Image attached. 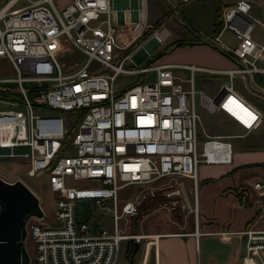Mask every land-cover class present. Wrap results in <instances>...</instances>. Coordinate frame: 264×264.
I'll return each instance as SVG.
<instances>
[{
  "label": "built area",
  "instance_id": "2783aa9c",
  "mask_svg": "<svg viewBox=\"0 0 264 264\" xmlns=\"http://www.w3.org/2000/svg\"><path fill=\"white\" fill-rule=\"evenodd\" d=\"M114 1L69 0L57 8L53 0H0V55L9 59L15 72L14 76L0 77V156L23 158L24 173L44 175L53 191L52 219L45 218L39 202L41 213L25 218L24 233L33 247L32 264H116L120 238L139 242L150 234L125 229L141 201L156 200V190H165L166 199L156 200L160 207L171 209L176 201L184 199L180 181L154 185V180L185 176L190 179L194 197L197 161L224 162L231 158L226 133L206 134L197 150L199 114L192 82L196 70L226 75L213 93L198 90L204 110L223 111L244 132L263 119L261 111L233 84L238 77L255 91L258 86L253 74L264 75V21L263 39L250 35L257 20L251 6L262 7L264 12V0H227L221 3L214 20L216 32H196L197 37L234 59L233 66L221 68L165 61L140 64L146 56L136 60L139 51L129 45L148 26L143 25L146 0H135V18L130 19L127 11V43L117 39L125 12ZM165 1L168 12L177 13L180 4L189 0ZM117 10H122V20H118ZM222 29L229 31L234 44L219 37ZM168 31L164 25L159 26L141 42L148 38L162 45ZM64 43L78 48L86 57L71 71L62 70V63L55 57ZM119 51L123 53L116 55ZM92 58L99 66L88 70ZM125 58L136 65L122 66ZM174 65L186 68L187 75L176 73L171 68ZM148 70L152 78L143 80ZM119 71L140 73L141 79L116 89L112 83ZM4 80H13L15 85L1 83ZM79 179L88 181L87 185H75ZM129 184L137 191L121 198V189ZM172 189L178 190L181 199L177 194L169 196ZM236 196L240 204L257 211L258 217L264 215L261 176L254 175L239 185ZM80 198H88L94 206L110 212V230L75 217L74 201ZM194 200L189 210L197 234ZM121 217L123 226L118 225ZM242 233L238 264H264V227L249 224Z\"/></svg>",
  "mask_w": 264,
  "mask_h": 264
},
{
  "label": "rangeland",
  "instance_id": "374dc122",
  "mask_svg": "<svg viewBox=\"0 0 264 264\" xmlns=\"http://www.w3.org/2000/svg\"><path fill=\"white\" fill-rule=\"evenodd\" d=\"M56 7L59 8L69 0H53ZM224 3L227 0H189L180 4L177 13H170L167 10L165 0H146V19L144 22V26L147 28L143 31V33L137 37L133 42L129 45V48L136 47V50L139 51L137 56L145 57L141 59L140 64H147L148 62H160L162 60L169 61H181V62H193L196 64H200L202 66H211V67H229L235 64L234 59L229 56L226 52H223L221 49L219 50L213 43L203 41L201 38L196 36V32L199 33H215V23L213 16L217 12L215 9V4ZM162 5V6H161ZM251 13L257 18L254 21L253 26L250 30V35L256 40L263 39V26L262 23L264 21V12L262 7L251 6ZM136 15V12H135ZM162 24V25H161ZM163 25L170 30L171 34L165 36V40L162 45H157L156 42L150 39H145L142 41V38L146 37L147 34L154 29L163 27ZM128 28V24L126 25ZM125 24L119 23V28L117 31V38L120 40L122 38L123 29L126 27ZM176 26H179L183 32L176 31ZM194 29H193V27ZM130 35V32H129ZM219 37L225 41L226 43L232 45L234 44V38L229 33L227 29H222L219 32ZM129 39V38H127ZM191 44L186 47L180 46L177 50H174L176 46H179L180 43ZM195 43V44H193ZM177 44V45H176ZM158 46V47H157ZM123 53V51H119L116 55ZM222 53V54H220ZM55 57L59 62L62 63V70L71 71L78 64L85 60V54L82 53L78 48H74L69 43H64L60 49L55 52ZM263 64L262 62H259ZM124 67H134L136 63H131L128 58H125L121 62ZM99 63L92 58L87 66L88 70L90 68L98 67ZM181 69L178 66L175 68ZM182 70V69H181ZM186 70V69H185ZM106 71H111L108 67H106ZM183 71V70H182ZM187 72V71H186ZM14 68L12 67L9 59L6 58L5 55H0V77L3 76H14ZM226 75L219 74L211 71H202L196 70L193 74V87H194V104L195 111L199 114V119L197 122V150L200 149V139L206 137V134H213L218 132H229L231 134L243 133V130L240 129L236 123L230 119L223 111H214L207 112L200 105V96L198 95V90H203L206 93H211V91L218 85V82L224 80ZM152 78V71L148 70L144 73L143 80H149ZM140 80V73H127L123 71H119L115 74L112 85L116 89H120L127 85L130 80ZM240 78L236 77L235 83L233 87L235 90L239 91L241 95H244L250 102L254 103L256 106L261 107L260 97L256 96V94L251 93L254 92L251 90V86L243 81L239 80ZM1 83H5L8 85H15V81L13 80H4ZM23 85H26V81H22ZM187 85V83H186ZM254 86V85H253ZM255 87V86H254ZM62 113L66 116L69 115L68 110H63ZM231 141L234 138H241L242 136H231L228 137ZM3 148H0V151ZM201 163H204L202 160H198L196 163V169L199 170L198 167ZM26 166V160L23 158L18 159L10 156H0V176L4 179L12 180L14 178H19L24 181V183L32 189V191L37 194V200L39 204L42 205L45 218L52 219L51 215L53 212V191L50 190L47 186L45 176H31L24 173V169ZM171 181L172 184H176V181H180L183 184V188L185 187L186 192L188 191L187 185H190V179L181 176L176 177L174 179H168L166 177L157 178L154 180L155 184H160L163 182ZM175 181V182H174ZM86 180L79 179L75 180L74 184L77 186L87 185ZM172 188V187H168ZM169 190V189H168ZM137 191V187L134 185H125L121 191L119 196L122 198L125 195H132ZM165 190H156L154 196L157 197L156 200H165L166 196ZM176 195V194H170ZM190 197V193H188ZM153 200V202L148 203L149 200H143L138 205V210L136 214L130 216L129 219V227L125 228L126 230H134L136 232L144 231L146 232V226L148 223H152L153 227H160L161 224L167 222V216L170 212L173 213L175 210H169L166 207L157 206V201ZM75 217L77 219L87 218L89 223L96 222L105 226L108 230L111 229L112 224V216H110L109 211L102 210L103 208L93 205V203L88 198H80L75 199ZM179 202H175L177 205ZM180 204V203H179ZM178 204V205H179ZM178 205L176 207H178ZM179 209L181 207H178ZM168 210L170 211L169 213ZM182 211V208L180 209ZM172 217V214H170ZM141 220V221H140ZM124 218L121 217L118 219V225L123 226ZM142 223V224H141ZM151 225V224H150ZM143 228V229H141ZM145 228V229H144ZM124 229V230H125ZM125 240L126 238L119 239V253L117 256L116 264H129L127 258L125 259ZM22 245L26 248L28 259L24 264H32L30 261V256L32 254V242L28 235H25L22 240ZM130 264H133V261H130Z\"/></svg>",
  "mask_w": 264,
  "mask_h": 264
},
{
  "label": "crops",
  "instance_id": "0c3cea01",
  "mask_svg": "<svg viewBox=\"0 0 264 264\" xmlns=\"http://www.w3.org/2000/svg\"><path fill=\"white\" fill-rule=\"evenodd\" d=\"M114 2L118 9L123 8V12H125V21L122 24L126 26L128 19L135 17L133 14L128 18L127 14L131 10L130 5L136 1L115 0ZM128 6L129 9H127ZM176 29L178 32H183L179 26H176ZM170 32L169 30L167 36L171 34ZM128 37L129 30L126 26L123 29L121 40H118L127 43ZM187 45L190 46L191 44L182 42L174 50ZM162 61L193 63L192 61ZM177 66L183 71L181 69L176 70ZM171 68L182 76H186L188 73L186 68L179 65H174ZM262 76L264 79L263 74ZM221 81L211 93L215 91ZM186 83L183 81L184 86L188 85ZM257 86L256 89L258 90L251 91V93L260 97L261 107L250 102L244 95L243 97L261 111L263 119L247 132H244L239 124L236 125L243 130V133L235 135L223 132L229 134L225 137L226 139L231 136L243 137V139L234 138L232 141L229 139L231 158L224 162H204L199 165V170L196 173L197 184L194 197L191 194V184L187 185L188 191L186 192L185 187L183 188L184 199L178 205L182 211L175 205L169 209L170 211L175 209L173 213L168 210L167 213H170L166 223L161 224L160 227H153L152 223H148L146 232L150 234L142 237L138 242L139 246L132 255L133 264L239 263L244 242L242 229L253 223L258 227H264V215L258 217L257 211L240 204L238 196H236V188L245 184L254 175H259L264 179V91L259 87H264V83L257 82ZM223 133L218 132V134ZM188 193H190V197ZM193 200L196 203V212H198L197 234L193 232L192 213L189 210ZM127 260L130 264L128 258Z\"/></svg>",
  "mask_w": 264,
  "mask_h": 264
},
{
  "label": "water",
  "instance_id": "95a60500",
  "mask_svg": "<svg viewBox=\"0 0 264 264\" xmlns=\"http://www.w3.org/2000/svg\"><path fill=\"white\" fill-rule=\"evenodd\" d=\"M130 6L129 16L131 17L136 12L133 7L135 3ZM117 12L118 20H122V10ZM140 58L137 56L136 60ZM168 192L177 194V197L180 198L177 189H172ZM40 213L41 209L36 194L22 179L6 180L0 176V264L26 263L28 255L26 248L22 245V240L25 236V218L29 214L37 216ZM129 243L134 244L133 250H136L139 246L137 241L128 237L125 240V253L129 250Z\"/></svg>",
  "mask_w": 264,
  "mask_h": 264
},
{
  "label": "trees",
  "instance_id": "16d2710c",
  "mask_svg": "<svg viewBox=\"0 0 264 264\" xmlns=\"http://www.w3.org/2000/svg\"><path fill=\"white\" fill-rule=\"evenodd\" d=\"M216 4H215V9L217 10V12L214 14L213 16V19L215 20L217 18V16L219 15V11H220V6H221V3H218L217 1H215ZM213 29H216V26H214ZM253 78L254 80H256V82H259V83H264V79H263V76L262 74L258 73V72H255L253 74Z\"/></svg>",
  "mask_w": 264,
  "mask_h": 264
},
{
  "label": "flooded vegetation",
  "instance_id": "af4514ba",
  "mask_svg": "<svg viewBox=\"0 0 264 264\" xmlns=\"http://www.w3.org/2000/svg\"><path fill=\"white\" fill-rule=\"evenodd\" d=\"M133 246H134V244H132L131 246H130V244H129V250H127L126 253H125V258H128L129 261L132 260V255H133L134 252L136 251V250H133Z\"/></svg>",
  "mask_w": 264,
  "mask_h": 264
},
{
  "label": "bare ground",
  "instance_id": "6f19581e",
  "mask_svg": "<svg viewBox=\"0 0 264 264\" xmlns=\"http://www.w3.org/2000/svg\"><path fill=\"white\" fill-rule=\"evenodd\" d=\"M118 28H119V25H118ZM118 39V38H117ZM121 40V39H120Z\"/></svg>",
  "mask_w": 264,
  "mask_h": 264
}]
</instances>
